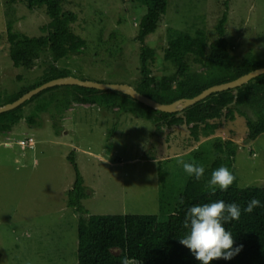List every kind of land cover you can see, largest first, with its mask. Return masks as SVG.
<instances>
[{
  "label": "rangeland",
  "instance_id": "rangeland-1",
  "mask_svg": "<svg viewBox=\"0 0 264 264\" xmlns=\"http://www.w3.org/2000/svg\"><path fill=\"white\" fill-rule=\"evenodd\" d=\"M62 4L78 15L72 26L83 41V49L65 60L75 78L127 85L140 78L141 45L135 37L144 6L132 0ZM43 10L30 11L22 4L8 9L0 0V104L18 90L22 81L17 75L30 80L42 69V58L30 71L13 65L6 25L9 21L15 31L38 37L40 27L49 21ZM223 14L232 63L264 60V0H168L156 31L144 41L155 51L151 74L174 73L163 60L167 28L204 32L209 45L218 37L215 28ZM63 65L59 61L58 66ZM189 65L198 73L208 69L191 59ZM212 105L202 115L196 113L202 104L175 113L161 130L137 116L72 104L55 116L58 122L45 113L31 126L21 119L8 135L0 133V264H77L80 215L66 206V193L75 179L66 158L71 152L83 179L87 196L81 202L88 215L166 216L176 208L191 177L178 160L206 169L216 156L214 144L228 140L237 145L233 162L237 186L264 188V135L247 142L250 108L236 99H219ZM26 135L33 139V150L27 148L21 157L19 152L25 151L15 142ZM7 141L10 148L4 146Z\"/></svg>",
  "mask_w": 264,
  "mask_h": 264
},
{
  "label": "trees",
  "instance_id": "trees-1",
  "mask_svg": "<svg viewBox=\"0 0 264 264\" xmlns=\"http://www.w3.org/2000/svg\"><path fill=\"white\" fill-rule=\"evenodd\" d=\"M132 1L146 8L135 37L141 45L138 59L140 78L129 85L140 94L160 104H169L181 98H192L210 86L232 81L264 67V60L254 61L250 58L232 63L229 52L231 45L224 38L226 18L223 14L215 28L218 37L209 45L204 32L196 30L194 34H190L167 28V46L164 49L163 60L174 68V73L152 75L150 65L154 62L155 51L145 45L144 41L149 34L156 31L168 0ZM68 3L72 6L75 4L71 1ZM16 4H22L30 11L44 8L43 12L49 21L40 27L41 35L38 37H28L15 31L8 21L5 40L8 44V56L13 65L23 71H30L37 66L35 62L42 58L39 64L42 69L40 74L30 80L21 74L17 75V81L22 83L6 103L15 101L50 80L73 76L65 60L83 49L81 35L76 33L72 26L78 21V15L63 9L62 0H4V6L8 9ZM115 36L114 33L110 35L111 39ZM190 59L202 67H208L207 71L200 73L193 71L189 65ZM59 61L64 64L62 67L58 66ZM40 98L42 101L38 102ZM219 99H236L243 107L250 108L253 119L250 121L247 142L264 135V74L241 87L211 94L190 108L202 104L201 108L196 110L197 114L202 115L212 110L214 108L212 103ZM72 104L92 105L106 112L116 110L117 114L122 112L137 116L152 121L161 130L166 120L176 115L152 110L120 92L78 86H55L39 92L17 108L1 113L0 133L6 134L11 131L21 119L31 126L35 118L45 113L49 115L50 121L56 120L55 116ZM25 108L28 111L24 116L22 112ZM113 130L115 131L114 128ZM236 149L237 145L229 140L215 143V159L205 169L201 180L197 181L191 176L178 196L174 211L163 217L88 215L81 202L87 196L84 192L83 179L71 157L73 155L71 152L66 158L74 168L75 179L66 193V206L80 215L77 224V264H120L125 256L130 262L140 264H200L190 250L179 243L187 232V229L183 228V220L191 206L218 200H223L226 204L234 202L240 206L239 220L225 223L224 227L232 233L233 248L239 245L243 247L231 259H215L210 264H264V207L255 208L252 213L243 211L252 198L259 199L264 205V188L237 186L233 169ZM221 166H226L235 180L227 190L221 191L217 188L212 194L210 190H206L205 185L212 171Z\"/></svg>",
  "mask_w": 264,
  "mask_h": 264
},
{
  "label": "clouds",
  "instance_id": "clouds-1",
  "mask_svg": "<svg viewBox=\"0 0 264 264\" xmlns=\"http://www.w3.org/2000/svg\"><path fill=\"white\" fill-rule=\"evenodd\" d=\"M178 163L189 176H194L197 181L203 177L205 169L202 165L194 162L186 163L183 160H178ZM234 180L235 177L228 168L221 166L212 171L205 188L214 194L217 188L221 191L227 190ZM258 207H264V205L259 199L252 198L243 211L252 213ZM240 216L241 208L234 202L226 204L223 200H218L203 205H193L185 214L183 228L187 229V232L179 243L187 247L200 264H210L215 259H231L243 245L233 248L232 233L226 230L224 225L233 220H239ZM120 264H130V261L125 256ZM134 264H140V262H134Z\"/></svg>",
  "mask_w": 264,
  "mask_h": 264
},
{
  "label": "water",
  "instance_id": "water-1",
  "mask_svg": "<svg viewBox=\"0 0 264 264\" xmlns=\"http://www.w3.org/2000/svg\"><path fill=\"white\" fill-rule=\"evenodd\" d=\"M263 74H264V67L258 68L244 75H241L240 77L232 81L210 86L192 98H181L169 104H160L152 100L151 98L140 94L133 87L127 84L95 82L90 80H82L79 78H75L73 76H67V77L50 80L23 94L12 103L0 106V114L17 108L18 106L22 105L24 102L28 101L39 92L55 86H78L82 88H90L101 91L120 92L123 95L130 97L131 99L139 102L140 104L152 110L158 111L160 113L175 114L198 104L199 102L203 101L205 98L210 96L211 94L233 90L235 88L241 87L242 85L248 83L250 80Z\"/></svg>",
  "mask_w": 264,
  "mask_h": 264
},
{
  "label": "built area",
  "instance_id": "built-area-1",
  "mask_svg": "<svg viewBox=\"0 0 264 264\" xmlns=\"http://www.w3.org/2000/svg\"><path fill=\"white\" fill-rule=\"evenodd\" d=\"M34 145L32 138L22 139L17 142V147L20 148L22 151L27 150V148H32ZM19 149V150H20Z\"/></svg>",
  "mask_w": 264,
  "mask_h": 264
},
{
  "label": "crops",
  "instance_id": "crops-1",
  "mask_svg": "<svg viewBox=\"0 0 264 264\" xmlns=\"http://www.w3.org/2000/svg\"><path fill=\"white\" fill-rule=\"evenodd\" d=\"M84 106H92V105H84ZM12 130V129H11ZM10 132V131H9ZM9 132L6 134V135H8L9 134ZM5 135V136H6ZM29 136L28 135H26V136H24L23 137V139H25V138H28ZM22 138H20V139H18L16 142H15V146H17V142L18 141H20ZM6 140H7V138H6ZM8 142V141H7ZM7 143H5L4 145L5 146H8V145H6ZM35 147V146H34ZM27 151H25V152H19V154L21 155V157L26 153Z\"/></svg>",
  "mask_w": 264,
  "mask_h": 264
},
{
  "label": "flooded vegetation",
  "instance_id": "flooded-vegetation-1",
  "mask_svg": "<svg viewBox=\"0 0 264 264\" xmlns=\"http://www.w3.org/2000/svg\"><path fill=\"white\" fill-rule=\"evenodd\" d=\"M12 95H13V94H12ZM10 96H11V95H10ZM12 102H13V101H12ZM12 102H10V103H12ZM5 104H9V103H6V102H5L4 104H2V106L5 105ZM6 143H7L6 145L11 146V143H8V142H6Z\"/></svg>",
  "mask_w": 264,
  "mask_h": 264
}]
</instances>
